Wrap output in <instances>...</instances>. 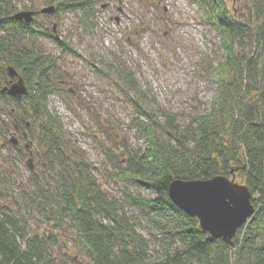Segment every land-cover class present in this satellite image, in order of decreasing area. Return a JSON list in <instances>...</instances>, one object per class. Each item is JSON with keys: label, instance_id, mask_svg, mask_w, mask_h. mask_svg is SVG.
I'll list each match as a JSON object with an SVG mask.
<instances>
[{"label": "trees", "instance_id": "16d2710c", "mask_svg": "<svg viewBox=\"0 0 264 264\" xmlns=\"http://www.w3.org/2000/svg\"><path fill=\"white\" fill-rule=\"evenodd\" d=\"M192 1L225 49L214 70L218 88L209 112L182 122L168 109H152L142 103L143 92L135 88L132 74L122 73L130 91L140 96L132 100L128 128L142 144L133 147L111 131L91 103L80 102L98 133L111 142L107 146L104 141V151L121 199L98 183L91 163L48 108L53 94L71 107L66 97H75V90L67 88L70 78L60 70L58 58L38 44L42 31L21 29L7 18L13 2H0V54L29 88L22 99L0 95V131L11 122L13 130L18 125L38 133L44 149L41 172L31 170V191L23 192V199L25 205L37 206L57 230H33L19 214L20 205L19 210L0 205V264H63L56 247L57 234L67 232L60 231L65 226L78 237L92 264H264V0H252L246 16L229 0ZM97 3L65 0L58 9L90 20ZM53 42L62 54H77L65 40ZM11 127L5 130L6 138ZM236 170L253 195L255 213L238 230L232 246L202 230L196 217L173 204L168 191L176 179L230 177ZM155 253H160L158 258Z\"/></svg>", "mask_w": 264, "mask_h": 264}, {"label": "rangeland", "instance_id": "374dc122", "mask_svg": "<svg viewBox=\"0 0 264 264\" xmlns=\"http://www.w3.org/2000/svg\"><path fill=\"white\" fill-rule=\"evenodd\" d=\"M59 1L65 0H55V5ZM96 1L98 11L93 19L87 20L78 12H60L49 19L50 29L56 24V32L51 33L65 40L77 54H62L58 45L45 39L38 44L58 58L60 70L71 79L67 88L75 90V97H66L71 107L53 94L49 110L58 115L72 143L91 163L98 183L110 196L121 199V189L114 183L115 170L104 151V141L107 146L111 142L98 133L80 104L91 103L109 122L111 131L125 137L129 145L140 146L138 135L128 128L134 113L132 100L140 96L130 91L128 80L120 74H132L135 88L143 92V104L168 109L186 122L191 116L209 112L218 88L214 70L225 58V49L219 35L203 22V13L192 0ZM46 2L38 0L40 7L48 5ZM15 4L22 10L25 5L32 6L33 0H16ZM229 4L246 16L252 0H229ZM9 123L4 124L3 133L0 131V205L18 210L20 205L19 214L24 215L31 229L56 234L53 222H48L37 206L31 208L28 202L25 205L23 199V192L31 191V170L41 172L40 155L44 149L37 141L38 133L26 130L29 137L21 140V150L10 148L7 140L18 135ZM7 126L11 127L8 138L4 136ZM230 177L245 184L238 170ZM68 228L65 226L60 231L67 232L57 234V255L63 264H92L78 237ZM155 255L158 258L160 253Z\"/></svg>", "mask_w": 264, "mask_h": 264}, {"label": "water", "instance_id": "95a60500", "mask_svg": "<svg viewBox=\"0 0 264 264\" xmlns=\"http://www.w3.org/2000/svg\"><path fill=\"white\" fill-rule=\"evenodd\" d=\"M47 12H53L50 7ZM32 13L19 12L13 16L17 20L30 22ZM9 76L15 82L5 87L2 93L18 99L29 90L25 80L14 67H9ZM168 195L173 204L191 217H196L200 227L213 238L222 239L234 246V238L255 213L253 195L246 184L234 177L218 175L211 179H176L169 186Z\"/></svg>", "mask_w": 264, "mask_h": 264}, {"label": "flooded vegetation", "instance_id": "af4514ba", "mask_svg": "<svg viewBox=\"0 0 264 264\" xmlns=\"http://www.w3.org/2000/svg\"><path fill=\"white\" fill-rule=\"evenodd\" d=\"M11 1L13 2L12 5H13L14 9L11 12V14L9 16H7V18H9L10 21L14 22L15 24L16 23L20 24L21 29H29V27H30L32 29L33 28L37 29L36 31H42L41 33H43V34L38 36V37H40L38 39V41H41L43 39L48 40V41H52V42H53V39L60 40L59 36L57 34H53L56 32V24L53 26L52 29H50V27H49V25H50L49 19L56 18L60 12H63L62 10L58 9V3L60 1L57 3V5H55V0H44V1H47L46 3L48 5L40 7L38 0H33L32 6L25 5L24 9H22V10L17 9V5L15 4L16 0H11ZM0 2H3V0H0ZM49 3H51V4H49ZM50 7H54L53 12H47L46 11ZM2 10H1V12L3 14ZM24 11H28V12L32 13V16H31L32 20L30 22H27L25 20H17V19L13 18V16L16 15L17 13L24 12ZM51 31L53 33H51ZM2 33H3V31H2ZM9 67H11V65H7L6 59L3 57V54H0V95L8 94V93H2L3 89L5 87H9L12 84V82L16 81V78L14 80H12V78L9 76V71H8ZM15 70L18 72V74L20 76H22V74L17 69H15ZM4 74L7 77V81L5 80ZM68 78H70V77L68 76ZM70 80H68V82H70ZM25 84H26V81H25ZM26 86H27V84H26ZM28 90H29V88H28ZM23 96H22V98H23ZM22 98H20V99H22ZM28 125H30V122H28ZM15 129L16 130H14V133H16L18 135V138L12 137L10 140L12 141V143H14V145L19 150H21V148L18 145L20 144L22 139H27L29 136H28V133L26 132V130L24 131V129L21 128L20 126L15 125ZM21 132H24V133H22V135H21L20 134ZM7 143H8V141H7ZM8 145H10V144L8 143ZM26 147L28 148L29 145L27 144Z\"/></svg>", "mask_w": 264, "mask_h": 264}]
</instances>
